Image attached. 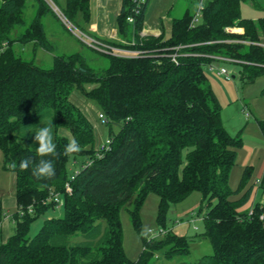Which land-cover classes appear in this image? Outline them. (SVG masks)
<instances>
[{"label": "trees", "instance_id": "16d2710c", "mask_svg": "<svg viewBox=\"0 0 264 264\" xmlns=\"http://www.w3.org/2000/svg\"><path fill=\"white\" fill-rule=\"evenodd\" d=\"M91 1L66 0L63 12L74 24L79 14L90 23ZM244 3L264 11V0H203L202 22L193 24L198 9L194 14L188 8L172 21L166 39L164 34L141 36L148 0H124L117 21L126 43L110 42L129 47L135 41L133 48L145 55L102 53L109 57V67L97 73L81 53L56 56L50 69L18 55L16 44L53 52L44 18L54 13L45 0L0 1V150L4 168L16 174L18 207L14 232L0 244V264H154L158 255L180 259L178 264H264V204L242 213L251 191L238 201L230 198V177L244 142L223 124L222 107L207 75L214 60L187 57L176 65L169 58L172 48L187 46L190 53L239 61L233 64L242 66L240 74L251 80L263 75L264 16L244 18ZM29 9L35 14L28 24ZM130 16L134 23L128 22ZM233 28L244 33L227 32ZM76 90L104 112L110 140L104 152L95 147L89 118L72 101ZM51 120L56 148L41 156L34 132ZM258 125L264 137V120ZM61 130L78 142V152L65 154L70 139ZM71 157L82 164L69 176ZM24 159L32 161L27 169L19 168ZM41 159L52 160L53 176L33 175ZM248 171L239 192L246 188ZM260 186L264 192V175ZM195 192L208 208L203 237L214 253L189 263L192 240L168 231L167 215L171 206ZM151 194L159 198L157 222L164 237L143 238V251L132 261L124 248L121 211L134 200L129 215L141 233V211ZM60 201L64 217L45 220L31 236L32 223Z\"/></svg>", "mask_w": 264, "mask_h": 264}, {"label": "rangeland", "instance_id": "374dc122", "mask_svg": "<svg viewBox=\"0 0 264 264\" xmlns=\"http://www.w3.org/2000/svg\"><path fill=\"white\" fill-rule=\"evenodd\" d=\"M52 1L60 10L65 9L66 0ZM187 8L192 9L195 14L199 8V2L197 0H150L145 17V26L149 34L163 33L166 39L169 38L171 20L182 18ZM169 11H171L170 16L168 15ZM34 14L35 12L30 9L26 13L28 24L33 20ZM118 14V5L113 3V0H92L90 23H86L81 14L78 15L75 24L71 23L75 27L78 25L83 28L85 31L80 30L84 33L90 31L94 25L99 26L100 31H110L113 27H117ZM54 15L49 14L44 18L48 37L53 45V52L43 49L36 52L32 48L16 44V53L25 60L34 61L38 66L45 69L53 67L56 56L81 53L95 72L103 73L109 67V57L81 42L62 20ZM242 15L244 18L258 20L264 16V11L258 10L251 3H244L242 5ZM201 22L202 15L199 16V23ZM221 66L228 70L231 80L209 71H207V75L222 107V121L225 128L232 136H241L244 142L243 147L238 151L236 165L230 177V188L233 191V195L230 197L231 200L238 201L249 190L251 191L248 202L240 208V212L244 213L251 210L254 204L261 203L264 200V192L260 186L264 172V137L258 125V121L264 120V74L251 80L247 78V75L242 76L240 74L242 69L240 65L224 63ZM86 88L90 89V85H87ZM72 101L82 109L92 123L95 131V147L99 149L109 139V127L99 117L104 112L98 103L87 98L79 90L72 94ZM118 130V126L113 127L114 132H118ZM60 132L61 135L68 137L70 141L73 140L69 131L61 130ZM81 164L82 159H78L76 163L71 157L68 163L69 176L75 175ZM247 168H249V177L246 188L239 192L240 183ZM11 174L15 175L13 171ZM5 177V174L0 172V185L5 182L3 188L6 194L9 195L14 188V184H10L8 180L4 181ZM133 201V199L130 200L122 209L121 220L124 229L126 254L130 260L137 261L144 248L143 238L151 241L161 239L164 235L161 237L156 236L163 230L157 222L159 198L151 194L142 208L141 233L135 231L131 223L129 210L133 207ZM202 201V194L195 192L185 201L171 206L167 215V230L192 240L190 242L191 255L187 260L189 263H195L203 256L214 253L211 242L203 237L205 232L204 216L208 208L203 205ZM64 215L63 202L60 201L57 207L50 208L46 214L32 223L30 235H36L45 220L62 218ZM150 231L153 233H150ZM179 262L180 259L169 261L164 256L158 255L154 264H178Z\"/></svg>", "mask_w": 264, "mask_h": 264}, {"label": "built area", "instance_id": "2783aa9c", "mask_svg": "<svg viewBox=\"0 0 264 264\" xmlns=\"http://www.w3.org/2000/svg\"><path fill=\"white\" fill-rule=\"evenodd\" d=\"M1 1V0H0ZM50 9L52 10L55 15H57L62 22L71 30V32L85 45L90 47L91 49H94L100 53L104 54H109L112 56L116 57H121V58H139L145 55L144 51H140L138 49H135L133 47H136V42L132 41L131 43H127L126 45L129 47H120L113 45L111 42H106V41H101L97 38H94L90 36L88 33H84L81 31L79 28L75 27L68 18L65 16L64 12L60 10V8L52 1V0H45ZM141 2H144V0H140ZM203 11V0L200 1V5L198 8V12L196 13L194 19H193V24H197L199 22V16L202 14ZM138 14V11L136 12ZM128 22L129 23H134L135 22V17L130 16L128 17ZM235 29H227V32L229 33H238L236 32ZM240 34V33H239ZM142 36V35H141ZM187 46H180L176 48H172L171 51L172 53L169 54V58L172 60V62L176 65L179 64L181 58H187V57H207L214 62L210 64L207 68L209 72L212 73H217L219 76H225L227 80H230V75L228 70L224 67L221 66L222 63H239L237 60L229 59V58H224L222 56H211V55H203V54H196V53H190L188 51H185ZM170 51V52H171ZM100 119L105 122V117L103 114L99 115ZM110 146V140H107L105 144L101 145L99 147V150L101 152H104L109 149ZM68 191L70 192V188H68ZM58 202V200H57ZM252 213V212H251ZM261 220L264 221V215L261 216ZM150 233H153L150 231ZM165 232L161 230L159 235H156L157 237H161L164 235Z\"/></svg>", "mask_w": 264, "mask_h": 264}, {"label": "crops", "instance_id": "0c3cea01", "mask_svg": "<svg viewBox=\"0 0 264 264\" xmlns=\"http://www.w3.org/2000/svg\"><path fill=\"white\" fill-rule=\"evenodd\" d=\"M123 1L124 0H113V3H116L118 5L119 14L121 13V10L123 7ZM149 1L150 0H148V5H149ZM119 14H118V16H119ZM184 14H185V12H184ZM184 14H183V16H184ZM168 15L169 16L171 15V11L168 12ZM173 20H175V19H173ZM173 20H171V21H173ZM237 30H238V33H240V34L244 33L243 29H237ZM87 33H89V34L91 33L90 35L92 37L97 38L101 41L126 43L120 35L119 29H118V21H117V27H113V29L110 31H107V30L100 31V27L97 25H94L91 27L90 31H87ZM162 34L150 35L146 26L144 27V30L141 33L142 37H147V36L158 37ZM26 48H32L36 52H38L40 50V48L37 49L34 44L27 45ZM0 172H3L6 176L5 177L6 179H4V181L8 180V182L10 184L11 183L14 184V188H13V190L10 191L9 195L6 194V192L4 191V188H3L5 182H3L0 185V211H1V213H0L1 214V218H0V244H5L14 232V229H15L14 215L18 211V207H17V200H16V174L12 175L11 170H7L6 168H4L3 154L1 152V150H0ZM263 175H264V172H263ZM261 204H264V200H262Z\"/></svg>", "mask_w": 264, "mask_h": 264}, {"label": "clouds", "instance_id": "9594fccd", "mask_svg": "<svg viewBox=\"0 0 264 264\" xmlns=\"http://www.w3.org/2000/svg\"><path fill=\"white\" fill-rule=\"evenodd\" d=\"M42 127H36L35 142L38 143V148L36 151L41 156H46L47 154L54 153L56 144L54 143V134L52 131L53 125L52 120L46 124H42ZM80 150V145L73 139L65 146V154L78 152ZM32 163L29 159H24L20 162L19 168L27 169ZM13 168L16 167L15 164L12 165ZM55 174V168L51 159H41L39 165H36L33 175L36 176H53Z\"/></svg>", "mask_w": 264, "mask_h": 264}]
</instances>
